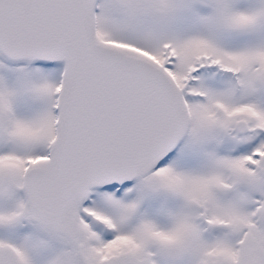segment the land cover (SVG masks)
<instances>
[{"label":"snow or ice","instance_id":"1","mask_svg":"<svg viewBox=\"0 0 264 264\" xmlns=\"http://www.w3.org/2000/svg\"><path fill=\"white\" fill-rule=\"evenodd\" d=\"M0 264H264V0H0Z\"/></svg>","mask_w":264,"mask_h":264}]
</instances>
